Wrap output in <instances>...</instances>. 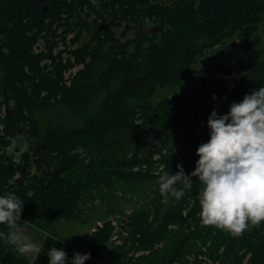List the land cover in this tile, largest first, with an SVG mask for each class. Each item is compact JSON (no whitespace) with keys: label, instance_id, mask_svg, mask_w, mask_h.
Returning a JSON list of instances; mask_svg holds the SVG:
<instances>
[{"label":"trees","instance_id":"16d2710c","mask_svg":"<svg viewBox=\"0 0 264 264\" xmlns=\"http://www.w3.org/2000/svg\"><path fill=\"white\" fill-rule=\"evenodd\" d=\"M171 1L162 8L148 0H47V5L45 0H0V112L3 106L6 110L0 117V150L9 144L5 134L13 131L29 145L17 162L0 153V195L14 192L23 200L20 220L47 235L32 261L0 241V264H48L51 247L63 249L70 264L78 251L50 228L61 219L83 222L87 197L104 196L103 189L116 187L117 180L142 181L125 168L140 160L137 150L128 157L127 150L146 149V138L139 137L146 124L159 127L156 146L167 147L168 141L176 145L160 150L164 169L174 174L179 163L188 174L199 159L197 148L210 139V107L227 113L231 100L264 86L262 58L248 61L230 86L220 80L206 84L199 77L189 89L181 87L205 49L235 35L244 46L256 43L264 0ZM84 6L85 15L94 12L102 24L78 47L68 48L65 61L61 51L52 52L54 42H49L48 52L32 50L50 36L56 39L54 46L67 43L66 34H60L67 33L74 14L80 19L76 25L86 27L80 17ZM153 14L157 25L161 22L155 33L137 29L134 39L124 38L140 19ZM119 26L115 36L112 27ZM72 65L78 67L65 78ZM218 69L230 73L232 67L219 64L212 72ZM164 86L180 91L150 105L155 89ZM170 115H180L185 123L171 124ZM192 184L160 215L157 209L153 217L145 207L135 209L128 236L106 251L107 258L101 247L111 241L114 229L103 220L81 244L79 253H90L85 264H264V221L257 227L249 222L239 237L203 225L198 198L203 185L195 177ZM114 211L110 206L106 212ZM0 231L11 230L0 224ZM138 250L140 255H129Z\"/></svg>","mask_w":264,"mask_h":264},{"label":"clouds","instance_id":"9594fccd","mask_svg":"<svg viewBox=\"0 0 264 264\" xmlns=\"http://www.w3.org/2000/svg\"><path fill=\"white\" fill-rule=\"evenodd\" d=\"M207 124L210 139L197 148L195 169L186 174L177 163L178 171L170 174L161 166L156 173L159 190L179 200L192 189L193 178H198L203 185L198 193L203 225H214L239 237L249 222L257 227L264 221V86L246 93L239 102L232 101L227 113L220 114L214 108ZM22 209L23 200L14 192L0 195V224L13 230L0 231V241L15 245L22 255L39 254L44 242H33L23 235ZM47 255L48 264L69 261L66 252L57 247H51ZM89 259L90 253L75 252L70 264H85Z\"/></svg>","mask_w":264,"mask_h":264},{"label":"rangeland","instance_id":"374dc122","mask_svg":"<svg viewBox=\"0 0 264 264\" xmlns=\"http://www.w3.org/2000/svg\"><path fill=\"white\" fill-rule=\"evenodd\" d=\"M89 1L91 2V4H94L93 0ZM148 1L153 4L154 7L162 8L169 6V4L172 2L171 0ZM45 4H48L47 0H45ZM85 11H87V7L84 6V11L80 13V17L88 23L86 27H82L80 29V27L76 25L78 24V22L75 23L76 20L80 21V19L76 14H74L75 16H72V18H70V24L67 29V33H63L61 31L60 35L66 34L65 41H67V43H65L64 45L59 44L58 47L54 46V44L56 43V39L53 36H50L47 37V40L40 39L39 46L32 47V50L35 53H37L39 50L48 52L49 46L51 45L49 42L51 41L54 42V44L52 45V52L58 53L59 51H61L63 61H65L66 54L68 55V48L72 50L78 47L91 35V31L97 27L98 23L102 24L101 18L98 17L96 21L94 12H91L88 16H86ZM155 17L156 15L154 14L144 16V19H140L138 24H135L134 28L130 29L129 32L126 33V36L124 38L134 39L137 29L142 34L155 33L158 29V26H161V22L157 25ZM84 21L82 20V22ZM109 27L110 25H108L105 29H108ZM121 29L122 26L112 27L115 36L119 35ZM79 34L80 36L77 37L78 40H74L73 42H71L70 38H72L73 40L75 36H78ZM44 35H46V33ZM256 37L257 41L256 43H253L252 46H244L241 43L239 37H236L235 35L226 39L224 44L214 45L208 49H205L202 55L198 58L197 62L191 67V71L186 76L181 87L184 89H189L190 86H194L196 84L199 77L203 78L206 84H208L209 82H213V80H220L225 85L230 86L243 73L248 61L264 58V10L261 14V20L257 27ZM59 41H63L62 37L59 38L57 42ZM70 56H72V54ZM42 63L49 62L42 61ZM219 64H224L226 66L232 67L231 72L226 73L225 71H222V69H218L212 72V69ZM73 65L69 67L70 69L67 68L65 70V78H67V76L78 67L77 66L73 68ZM3 78L4 76H2V74L0 73L1 85V81ZM175 91H180V88H172L169 86L157 87L154 91L153 96L149 99V104L156 105L158 102H161L165 98L171 99L172 94ZM242 99L243 98L235 99V101L239 102ZM232 101L234 100H231L230 104L232 103ZM210 108H212L213 110L212 106ZM5 114L6 110L3 106L0 112V117H4ZM66 114L68 116V113ZM35 115L39 116L40 114L37 112L35 113ZM172 116L173 115H170L169 118ZM185 119L187 121V118ZM184 121L185 120L181 119L178 122L182 123ZM43 123L44 121H42V124ZM153 125L154 124H146V126L141 129V132L139 133L140 140H142L143 137L146 138V143L143 144V148L146 147L145 151L137 149L136 147L134 150H127L128 153L126 155L127 157L129 155L132 156L133 153L137 150L138 154L136 155L138 158L140 157L139 162L130 163V166L126 167L125 170H134L132 172H137L142 181L122 182L117 180L115 185L116 187H113L111 190H105V188L103 189V192H106L104 196L96 195L91 198L87 197L86 209H84L85 211H82V213H84H81L80 215V217L84 219L83 222H80L78 220L66 221L65 219H61L54 223L55 227L50 228L53 232H55L66 241L65 244L68 243V247L70 246V248L78 252H83L84 247L81 244L86 241L88 236L91 235V233L96 229L98 225L102 224L103 220H108L113 226L114 234L111 237L113 239H111V241L109 240L108 243H105L101 247L102 255L107 258L109 255L108 253H106V251L109 250L112 246H115V243L121 244L123 239L128 236L129 216L134 212L135 209L145 207L144 209H148L150 216L153 217L154 210H159L158 214L160 215L166 208H168L172 204L173 196H171L170 194L166 196L161 194L158 184L159 177L156 175V173L159 171L160 167L163 166L160 160V150L162 152H165L167 147H176V145L168 141L167 147L156 146V143H158L156 132H158L159 127L157 125ZM0 134H3L2 123H0ZM5 136L9 144L1 149L0 153L3 152V154L9 155L12 158L13 162H17V160L21 156V153L29 146L27 140L18 131H13L8 135L5 134ZM150 137H153V139H150ZM33 168L34 166H31L30 170H32ZM102 200H108V203H104V201ZM91 205L94 206V208L96 207V210H94V208L92 209ZM110 206H113L116 211L107 213L106 211L110 208ZM185 214L186 209L183 210V215ZM20 223L21 227L23 228V235L33 242L43 241L44 236H47L45 232H42V230L37 229L34 225L28 222L20 220ZM170 226L171 229H174V227H176L174 225ZM83 232L85 233L81 235L80 233ZM141 253V250L135 252L131 251L129 255H134L135 257L137 255H140ZM35 255L36 253H26L22 256H24L28 261H32L34 260Z\"/></svg>","mask_w":264,"mask_h":264},{"label":"water","instance_id":"95a60500","mask_svg":"<svg viewBox=\"0 0 264 264\" xmlns=\"http://www.w3.org/2000/svg\"><path fill=\"white\" fill-rule=\"evenodd\" d=\"M107 27V26H106ZM181 116L179 115V116H173L171 119H170V123L171 124H173V123H175L176 121H179V120H181Z\"/></svg>","mask_w":264,"mask_h":264},{"label":"built area","instance_id":"2783aa9c","mask_svg":"<svg viewBox=\"0 0 264 264\" xmlns=\"http://www.w3.org/2000/svg\"><path fill=\"white\" fill-rule=\"evenodd\" d=\"M111 239H113V238H111Z\"/></svg>","mask_w":264,"mask_h":264}]
</instances>
